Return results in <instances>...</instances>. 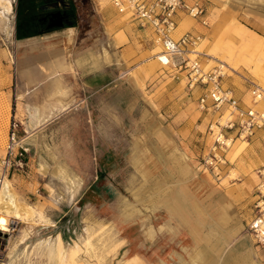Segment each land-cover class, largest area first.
Listing matches in <instances>:
<instances>
[{
    "label": "rangeland",
    "instance_id": "rangeland-1",
    "mask_svg": "<svg viewBox=\"0 0 264 264\" xmlns=\"http://www.w3.org/2000/svg\"><path fill=\"white\" fill-rule=\"evenodd\" d=\"M197 1L203 15L181 12L179 26L188 20L181 33H200L204 69L221 67L223 87L252 104L250 88L264 89V0ZM73 2L76 22L92 16V0ZM17 4L13 0L12 12L4 13L10 23L0 16V156L21 62ZM155 44L152 35L121 56L126 67L115 72L108 90L99 89L97 95L113 102L112 119H105V105L99 104L89 128L67 131L56 118L42 135L32 139L28 132V167L9 182L32 214L5 231L0 264H264V246L245 230L264 164L263 130L241 140L234 129L222 127L235 140L225 162L209 164L215 124L225 122L231 108L203 107L204 85L191 86L185 71L175 75L161 65ZM32 58L30 63L40 64ZM240 141L248 144L238 152ZM9 217L2 214V221Z\"/></svg>",
    "mask_w": 264,
    "mask_h": 264
},
{
    "label": "crops",
    "instance_id": "crops-1",
    "mask_svg": "<svg viewBox=\"0 0 264 264\" xmlns=\"http://www.w3.org/2000/svg\"><path fill=\"white\" fill-rule=\"evenodd\" d=\"M92 1L94 7L88 20L80 17L74 25L19 38L21 62L11 114L15 112L32 139L42 135L44 128L56 118H60L67 131L76 125L89 128L88 120L94 119L99 104L105 105L100 108L105 119L108 114L112 119L113 102L97 95L98 91L109 87L119 67H126L121 56L129 55L130 50L139 49V44L152 38L149 27H140L112 3ZM180 25L177 35L187 27L188 20ZM32 56L41 61L42 67H38V62H29ZM56 60L61 62L58 66L54 63ZM73 120L78 122L74 124ZM247 144L248 141H240L236 147L238 152ZM247 168L254 170L251 163ZM251 176L246 181L248 186L257 179L256 172Z\"/></svg>",
    "mask_w": 264,
    "mask_h": 264
},
{
    "label": "built area",
    "instance_id": "built-area-1",
    "mask_svg": "<svg viewBox=\"0 0 264 264\" xmlns=\"http://www.w3.org/2000/svg\"><path fill=\"white\" fill-rule=\"evenodd\" d=\"M120 13L137 21L141 27H149L153 39L160 44L159 54L155 55L161 65L173 70L178 75L185 71L187 82L192 86L199 82L204 85L203 95L200 102L203 107L208 105L214 111H223L231 108V116L227 122L215 124L220 125L214 133V147L212 155L207 159L209 164L225 162V150L228 146L227 139L222 127L234 129L235 133L243 134L245 137L252 135L261 129L264 133V89L253 85L250 88L252 104L240 102L231 89L223 87L221 67L204 69L199 54L201 50L197 44L201 40V34L186 30L175 36L173 31L178 24L181 12L193 17L202 16L204 8L196 0H110ZM206 23V19H202ZM191 53H194L191 56ZM209 100V102H208ZM261 106H256L257 103ZM213 124L210 128L213 129ZM27 130L23 122L15 115L9 117L7 136L4 152L0 156V183L15 171H25L28 167L26 158L29 146L26 141ZM258 182L255 187L253 199V212L246 221L245 230L255 243L264 246V164L258 168ZM18 221L11 220L7 228L3 229L0 223V245L5 231L14 228Z\"/></svg>",
    "mask_w": 264,
    "mask_h": 264
},
{
    "label": "bare ground",
    "instance_id": "bare-ground-1",
    "mask_svg": "<svg viewBox=\"0 0 264 264\" xmlns=\"http://www.w3.org/2000/svg\"><path fill=\"white\" fill-rule=\"evenodd\" d=\"M0 6L3 7L4 11H1L0 12V16L2 17L3 20H6L7 23H10V19L8 18H5L4 16V13H8L10 14L12 12V9H13V0H0ZM179 23H180V20L177 24V26L175 27L174 31H173V34L175 36H177V33L176 31L179 29L178 26H179ZM181 27V25H180ZM179 31V30H178ZM156 48H158V51L160 50V44L159 43H156L155 46ZM159 54L158 52L155 54L157 55ZM194 53H191V56H193ZM157 58V57H156ZM220 66L222 67H225V64H220ZM261 79L262 76H261ZM262 103H257L256 106H261ZM216 112H219V111H216ZM227 115H225L226 117V120L225 122H227V120L229 119V113H230V117L233 116L231 115V110H227ZM225 113V114H226ZM228 118V119H227ZM225 122H220V123H225ZM219 126L220 125H216L214 131H218L219 129ZM240 138H243L241 140H244L245 139V136L243 134L239 135ZM235 139L232 138L231 136L228 137V139L226 140L227 143H228V146L231 147L232 145V142L234 141ZM234 144V143H233ZM10 177H7V178H4L3 181L0 183V223H1V227L3 229H6L7 228V223H10L11 220H14V221H26L30 216H31V211L29 208L26 207V205H23L21 204L20 202H18L17 200V197H16V194L12 191V188H11V185H10ZM32 210V209H31ZM33 212V210H32ZM37 213V212H36ZM2 214L3 216L6 215V216H11L7 219L6 222H3L2 221ZM38 215V214H37ZM36 216V215H35ZM41 216V215H40ZM4 218V217H3ZM39 218V217H38ZM41 219V218H40ZM60 239V238H59ZM46 243V242H45ZM48 243V242H47ZM42 244V243H41ZM61 245V244H59ZM57 246V245H56ZM49 247V246H48ZM60 248V247H59ZM58 248V249H59ZM61 250V248H60ZM59 250V251H60ZM58 251V250H57ZM58 251V252H59ZM50 253V252H49ZM57 254V252H55ZM61 253H62V250H61ZM59 255V254H58Z\"/></svg>",
    "mask_w": 264,
    "mask_h": 264
},
{
    "label": "trees",
    "instance_id": "trees-1",
    "mask_svg": "<svg viewBox=\"0 0 264 264\" xmlns=\"http://www.w3.org/2000/svg\"><path fill=\"white\" fill-rule=\"evenodd\" d=\"M38 1H41L40 4H46L53 0H18L17 9H16V38H24L32 35L43 34L49 32L53 29L64 27L67 25H74L76 23V6L73 0L69 2V8L67 13L69 15V20L62 23L60 26L47 28L43 26L40 28L41 23L38 20V15L42 12H39L37 9Z\"/></svg>",
    "mask_w": 264,
    "mask_h": 264
},
{
    "label": "flooded vegetation",
    "instance_id": "flooded-vegetation-1",
    "mask_svg": "<svg viewBox=\"0 0 264 264\" xmlns=\"http://www.w3.org/2000/svg\"><path fill=\"white\" fill-rule=\"evenodd\" d=\"M41 7L45 10L37 18L44 27L52 22L64 23L69 20L67 13L69 6L61 5L60 0H53L43 4Z\"/></svg>",
    "mask_w": 264,
    "mask_h": 264
},
{
    "label": "water",
    "instance_id": "water-1",
    "mask_svg": "<svg viewBox=\"0 0 264 264\" xmlns=\"http://www.w3.org/2000/svg\"><path fill=\"white\" fill-rule=\"evenodd\" d=\"M55 14V13H54ZM62 23H56V22H52V23H50V24H48L47 25V28H50V27H52V26H60Z\"/></svg>",
    "mask_w": 264,
    "mask_h": 264
}]
</instances>
